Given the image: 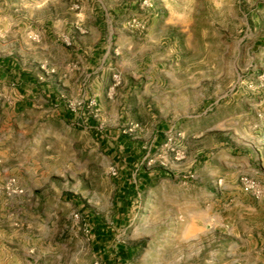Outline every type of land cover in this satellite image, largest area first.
Segmentation results:
<instances>
[{
  "label": "rangeland",
  "instance_id": "obj_1",
  "mask_svg": "<svg viewBox=\"0 0 264 264\" xmlns=\"http://www.w3.org/2000/svg\"><path fill=\"white\" fill-rule=\"evenodd\" d=\"M91 1L0 0V264H264V0H113L85 75Z\"/></svg>",
  "mask_w": 264,
  "mask_h": 264
},
{
  "label": "crops",
  "instance_id": "obj_2",
  "mask_svg": "<svg viewBox=\"0 0 264 264\" xmlns=\"http://www.w3.org/2000/svg\"><path fill=\"white\" fill-rule=\"evenodd\" d=\"M5 3L6 0H5ZM3 5V4H2ZM113 8V0L106 2L103 0H92L91 2H88L84 4L82 7V13H77V16L74 17L70 16L67 18V15H59L57 18H61L60 23L62 25H67L70 21V23L73 22L74 18H76L78 21H81L85 26L86 23L89 22H95V24H90L86 28L88 29L87 33H74V35H71L72 38H76V41L78 42L77 46V52L73 53L76 55L77 60H79V64L82 66V72L85 73V75H88V70L96 67L99 65V67H104V72L109 73L110 67L113 65V54H109L108 49L105 52H100L101 47H105L104 45H100L97 48H95V44L90 45V54L86 53L87 44L94 41L97 42V40L103 38V35L107 36V41L110 42L111 38L113 37V20H110V26L109 31L107 34H104L102 29V24H96L98 23V19L101 20V18L96 17L95 15H100L101 9H108ZM97 10V11H96ZM111 18L113 17V13H111ZM70 33V32H68ZM103 49V48H102ZM102 51V50H101ZM16 63L14 60H11L10 58H1L0 59V75H6L8 74L7 78H14L17 79L18 70L15 68ZM10 75V76H9ZM21 74H19L20 76ZM24 77H29L28 73ZM104 77V76H103ZM66 82H69V80H65ZM28 83H30L28 81ZM32 88L36 87L35 84L30 83L29 84ZM20 87H23V85H20Z\"/></svg>",
  "mask_w": 264,
  "mask_h": 264
},
{
  "label": "trees",
  "instance_id": "obj_3",
  "mask_svg": "<svg viewBox=\"0 0 264 264\" xmlns=\"http://www.w3.org/2000/svg\"><path fill=\"white\" fill-rule=\"evenodd\" d=\"M128 158H130V160H136L139 158V154H132L129 155ZM133 188L128 187L127 191H125V194H129L130 196H133ZM125 199H127L124 202V207H129L131 204V199L128 197H124ZM96 219H93L92 222L94 223L95 227L97 228V239H98V247L99 249H103L104 245L106 244V242H108L110 239H112L113 235L112 233L105 231L100 224L96 223ZM118 256L119 259L121 260H129L131 259L134 255H135V249L134 248H128V247H121L118 251Z\"/></svg>",
  "mask_w": 264,
  "mask_h": 264
},
{
  "label": "built area",
  "instance_id": "obj_4",
  "mask_svg": "<svg viewBox=\"0 0 264 264\" xmlns=\"http://www.w3.org/2000/svg\"><path fill=\"white\" fill-rule=\"evenodd\" d=\"M74 8L75 9H78L80 8L78 4L74 5ZM176 159L177 160H182L185 156V152L184 151H176ZM117 171L115 168H113V175H116ZM242 181H243V186H244V189L246 191H251V190H255L256 189V182L253 180V179H250L249 177H244L242 178ZM9 187L10 188H14L16 189V180L15 179H12L9 183ZM20 191L18 188L16 189V192Z\"/></svg>",
  "mask_w": 264,
  "mask_h": 264
}]
</instances>
